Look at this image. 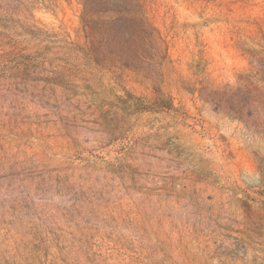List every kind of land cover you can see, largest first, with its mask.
Instances as JSON below:
<instances>
[{
	"label": "rangeland",
	"instance_id": "374dc122",
	"mask_svg": "<svg viewBox=\"0 0 264 264\" xmlns=\"http://www.w3.org/2000/svg\"><path fill=\"white\" fill-rule=\"evenodd\" d=\"M0 264H264V0H0Z\"/></svg>",
	"mask_w": 264,
	"mask_h": 264
},
{
	"label": "trees",
	"instance_id": "16d2710c",
	"mask_svg": "<svg viewBox=\"0 0 264 264\" xmlns=\"http://www.w3.org/2000/svg\"><path fill=\"white\" fill-rule=\"evenodd\" d=\"M94 2H96V4H98V5L102 6V7H105V6L108 5V3L110 2V0H94ZM82 20H83V16H82Z\"/></svg>",
	"mask_w": 264,
	"mask_h": 264
}]
</instances>
